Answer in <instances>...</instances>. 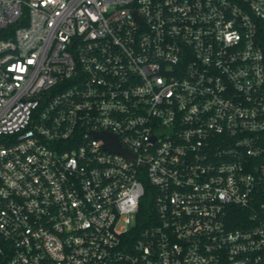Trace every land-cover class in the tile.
I'll return each instance as SVG.
<instances>
[{
    "label": "built area",
    "instance_id": "built-area-1",
    "mask_svg": "<svg viewBox=\"0 0 264 264\" xmlns=\"http://www.w3.org/2000/svg\"><path fill=\"white\" fill-rule=\"evenodd\" d=\"M0 264H264V0H0Z\"/></svg>",
    "mask_w": 264,
    "mask_h": 264
},
{
    "label": "water",
    "instance_id": "water-1",
    "mask_svg": "<svg viewBox=\"0 0 264 264\" xmlns=\"http://www.w3.org/2000/svg\"><path fill=\"white\" fill-rule=\"evenodd\" d=\"M106 141V147L113 148L120 152H126L120 145L116 136L112 134H102Z\"/></svg>",
    "mask_w": 264,
    "mask_h": 264
},
{
    "label": "trees",
    "instance_id": "trees-1",
    "mask_svg": "<svg viewBox=\"0 0 264 264\" xmlns=\"http://www.w3.org/2000/svg\"><path fill=\"white\" fill-rule=\"evenodd\" d=\"M152 196L149 194L148 196H147V198H146V201H145V203H144V207L146 208L145 210H149V209H151V206H152V198H151ZM146 212V211H145Z\"/></svg>",
    "mask_w": 264,
    "mask_h": 264
}]
</instances>
